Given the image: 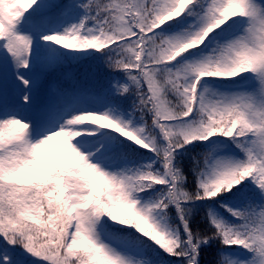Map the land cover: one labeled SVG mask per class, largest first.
I'll return each mask as SVG.
<instances>
[{"label": "snow or ice", "instance_id": "obj_1", "mask_svg": "<svg viewBox=\"0 0 264 264\" xmlns=\"http://www.w3.org/2000/svg\"><path fill=\"white\" fill-rule=\"evenodd\" d=\"M0 264H264V0H0Z\"/></svg>", "mask_w": 264, "mask_h": 264}, {"label": "trees", "instance_id": "obj_2", "mask_svg": "<svg viewBox=\"0 0 264 264\" xmlns=\"http://www.w3.org/2000/svg\"><path fill=\"white\" fill-rule=\"evenodd\" d=\"M97 74H98V76L103 77V75L105 74L104 69L103 68H98L97 69ZM209 259H211V254L209 255Z\"/></svg>", "mask_w": 264, "mask_h": 264}]
</instances>
